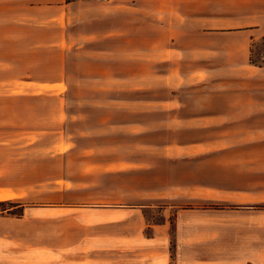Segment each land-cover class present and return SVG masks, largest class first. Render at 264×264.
<instances>
[{
	"label": "rangeland",
	"instance_id": "obj_1",
	"mask_svg": "<svg viewBox=\"0 0 264 264\" xmlns=\"http://www.w3.org/2000/svg\"><path fill=\"white\" fill-rule=\"evenodd\" d=\"M140 5L1 71V191L19 193L1 236L59 252L45 264H264V111L226 118L264 100V72L200 63ZM251 54L264 67V37ZM25 204L56 208L23 217ZM13 253L1 264H31Z\"/></svg>",
	"mask_w": 264,
	"mask_h": 264
},
{
	"label": "crops",
	"instance_id": "obj_2",
	"mask_svg": "<svg viewBox=\"0 0 264 264\" xmlns=\"http://www.w3.org/2000/svg\"><path fill=\"white\" fill-rule=\"evenodd\" d=\"M134 1L139 2L142 7H157L158 24L167 29L177 50L199 55L202 57L200 63H213L217 61L215 57L220 56L225 61L222 64L225 68H221L223 71L264 72V67L249 62L251 42L264 37V0H0V124L1 87L12 85L9 81L1 86V71H26L27 67L23 68V63L32 70V61L37 57L39 49L54 46H59L64 51L70 49L71 43L77 38L76 34L70 32L72 26L95 21L106 14L127 16ZM215 38L233 41L220 44L213 40ZM21 83L37 82L15 78L13 86H21ZM43 83L51 86L61 84L59 81ZM226 93L229 97H234ZM233 103L237 106H229L230 111L226 114L228 119L263 117L262 99ZM18 194L16 190L1 191L0 177V197L19 198ZM55 208L56 206L46 205L35 210L48 211ZM35 210L31 204H25L22 216L37 215L38 211L36 213ZM110 210H122L129 214L134 209ZM10 215L13 214L8 210L0 211V264L1 252L6 249L13 250V254H25L19 259H29L31 264H45L47 257H50L49 252H52V257L53 253L59 255L53 249L44 252L39 249L40 246L23 244L17 239L6 240L5 234L1 236V220L12 218ZM1 239L7 243L1 244Z\"/></svg>",
	"mask_w": 264,
	"mask_h": 264
},
{
	"label": "trees",
	"instance_id": "obj_3",
	"mask_svg": "<svg viewBox=\"0 0 264 264\" xmlns=\"http://www.w3.org/2000/svg\"><path fill=\"white\" fill-rule=\"evenodd\" d=\"M251 53H252V52H251ZM250 61H251V63H253V64H257V61H255V60L253 59L252 54H251V56H250ZM6 201H7V200L0 201V207H1V205L4 204ZM1 210H2V211L8 210V211L11 212L12 214H17V212H15L14 209H10V208H2V209H0V211H1ZM20 214H22V213H20Z\"/></svg>",
	"mask_w": 264,
	"mask_h": 264
},
{
	"label": "bare ground",
	"instance_id": "obj_4",
	"mask_svg": "<svg viewBox=\"0 0 264 264\" xmlns=\"http://www.w3.org/2000/svg\"><path fill=\"white\" fill-rule=\"evenodd\" d=\"M0 199H4V196H1Z\"/></svg>",
	"mask_w": 264,
	"mask_h": 264
}]
</instances>
